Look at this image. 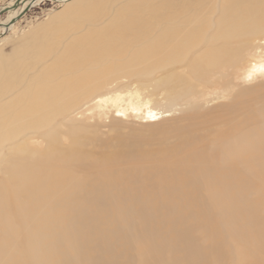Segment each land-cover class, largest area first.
Returning a JSON list of instances; mask_svg holds the SVG:
<instances>
[{
    "label": "bare ground",
    "instance_id": "1",
    "mask_svg": "<svg viewBox=\"0 0 264 264\" xmlns=\"http://www.w3.org/2000/svg\"><path fill=\"white\" fill-rule=\"evenodd\" d=\"M24 1L3 7L0 31V264L260 258L264 0H221L216 15L176 21V10L170 29H128L123 65L108 29L135 22L146 0H110L100 22L78 13L89 0H63L15 40L12 58L2 37ZM109 47L100 81L91 72L101 62L88 60ZM18 67L28 78H15ZM81 80L96 90L85 94Z\"/></svg>",
    "mask_w": 264,
    "mask_h": 264
},
{
    "label": "rangeland",
    "instance_id": "2",
    "mask_svg": "<svg viewBox=\"0 0 264 264\" xmlns=\"http://www.w3.org/2000/svg\"><path fill=\"white\" fill-rule=\"evenodd\" d=\"M11 1L12 0H0V10L3 9V7H7ZM62 1L63 0H37V1H34L32 4H31L32 1H26V2L22 3L18 7V9L14 12V19H15V21L12 22V24L15 25L14 28L10 32H7L8 34H6V37L5 36L2 37L4 39L1 38L2 40H4L3 42H5L4 43L5 45L4 44H3L4 46L2 45L3 46L4 53H6L10 57L12 56V58H14V55L16 54L15 53L16 51H13L14 48H15V42H16L15 40L18 39V37H22L23 32L29 30L31 27H34V25H39V24H41L44 21L46 22L48 20V18H49V16H50L51 13H54L55 11H58L61 8ZM108 1L105 2V0H104V2H103L102 0H100V1L99 0H89L86 3L85 7L83 6V7L79 8V12L78 13L85 12L86 13V16L90 17V19L93 18L96 22L103 21L106 17H108L111 14V11L108 8L105 7V4L108 3V5H109L110 0H108ZM184 1H186V0H148V1L146 0L145 3L143 2L144 6H142V7L140 6L139 9H133L131 11V13L132 12L135 13L137 15V17H133L135 19L134 20L135 22L129 23V25H127L129 28H127L126 25H121V26H119L120 28H118V26L116 28L115 27L109 28L108 29L109 31H115V29H116V31L118 30V33L116 32L118 38H116V39L117 40L119 39V41H117V40L116 41H117V44H119L120 46L123 45V48L122 49H120V48L117 49L118 55L120 53V55L116 57L117 61L119 63H121V65H123L125 62H128L129 61V59L127 57V54H128L127 52H129V50L131 49V47L129 46L130 43H128V42L125 43L123 41V37H121V34L123 35V33L124 34H128L127 33V30L128 29H129V31L130 30L131 31L142 30V31H145V32H149V31H153V30H159V29L165 28L166 26H167L166 29H170L167 22L170 21V18L172 19L173 17H176V16H178L176 18V21H178V20H180L185 15H193V14H195L194 16H196V15H208V16H212V14L213 15L214 14L216 15L217 12H214L216 10L214 8H216V5L221 0H191L190 6H188L186 8L183 7V5L185 3ZM222 1H226V0H222ZM178 2H179V4H178ZM163 3H164V5H163ZM180 4H181V6L184 9L180 6ZM112 5H114V6H117V5L123 6L124 5V0H121L120 2H114V0H113ZM169 5H170V7H172L171 8L172 10L170 9ZM178 5L180 7H178ZM161 7H162V9H161ZM25 9L27 11H25L24 14L21 17H19L18 20H17L16 17H18L20 15V13H22ZM8 10L9 9H6L5 8L4 11L1 12V14H0V31H2L1 30V27L5 24V22L8 19V13H7ZM169 10H170V12H168ZM176 10H177V14H176ZM144 12H146V13H144ZM149 12L150 13L153 12L155 15H153V13L150 14ZM172 13H174V14H172ZM175 14H176V16H175ZM172 15H174V16L172 17ZM145 20H147V21H145ZM149 23H151V24H149ZM131 24H133L134 26L133 25L130 26ZM56 26L58 27L57 24H56ZM76 26H77V24H74L73 26L69 25L70 29H72V28L74 29ZM41 28H43V27H41ZM79 28H80V30H85L86 29L85 27H84L85 29L82 28V27H79ZM37 32L38 33H41L40 32V29ZM109 34H115V33H109ZM62 35H64L63 32H58L57 33V36H62ZM5 38L9 39V41L6 40ZM50 41L54 44L53 38L50 39ZM99 52H101V50L99 48H96L95 58L94 59H89L88 62L98 61V60L101 62V64H100L101 67L99 66V69H101V70L97 69L96 71L91 72V73H93L92 74V77L98 78L100 81H103V79L106 80L105 79V75L109 72L108 71L109 70L108 69L109 67H108L107 63L105 62L107 60V58H106V55H104V54H110V47L105 52H103V53H99ZM107 56L111 59V55H107ZM123 59H125V60H123ZM23 60H26V58L25 59H22V62L20 64H24L23 63ZM28 61H29V63L30 62L31 63H30V70H29L27 76H30L31 73L33 72V71L31 72V70L33 69V64H32V61L30 60V58L27 59L26 62L28 63ZM102 63H103V65H102ZM5 64L6 63L3 62V64L0 65V68L2 67V65H4L6 67ZM105 65H107V66H105ZM104 66L106 67V69H105ZM7 69H9V66H7ZM18 70H19V67L16 68L17 73L15 74V76L16 75L17 76L16 77L14 76L17 79H18V75H20L19 74L20 71H18ZM34 72H33V74H34ZM99 73H100V75L102 77L99 75ZM0 74H2V73H0ZM27 76L26 77H23V75L21 74L19 76V78H22V77L23 78H28ZM0 77L1 78L2 77L4 78V79L2 78L0 80V82L2 81L1 83L3 84L5 82V78H7V76L5 74H3V76L1 75ZM80 78L81 79H85L83 77H80ZM79 83H81V85H83V86H81L78 83H75V84L80 85L81 88L83 87L82 88V91L85 92V94L86 93H91L92 89H93V91L96 90L94 88H88L89 84L92 83L91 81H88L87 82L86 80H84V81L81 80ZM2 84H0V85H2ZM260 255H261L260 258H261L262 261L261 260L259 261L260 258L259 257H255V255H250V256L249 255H244L245 257L243 255H239L238 258H237L238 260L236 259L232 264H239L240 263V260H241V263L240 264H242V263L243 264H254V263H257V262H259L257 264H264V258H263L264 257L263 256L264 254H260Z\"/></svg>",
    "mask_w": 264,
    "mask_h": 264
},
{
    "label": "water",
    "instance_id": "3",
    "mask_svg": "<svg viewBox=\"0 0 264 264\" xmlns=\"http://www.w3.org/2000/svg\"><path fill=\"white\" fill-rule=\"evenodd\" d=\"M4 11V9H2L1 11H0V14H1V12H3ZM24 13H22L21 15H19V17H21L22 15H23ZM18 17V18H19Z\"/></svg>",
    "mask_w": 264,
    "mask_h": 264
},
{
    "label": "crops",
    "instance_id": "4",
    "mask_svg": "<svg viewBox=\"0 0 264 264\" xmlns=\"http://www.w3.org/2000/svg\"><path fill=\"white\" fill-rule=\"evenodd\" d=\"M26 1H30V0H25L24 2H26ZM31 1H33V0H31Z\"/></svg>",
    "mask_w": 264,
    "mask_h": 264
}]
</instances>
